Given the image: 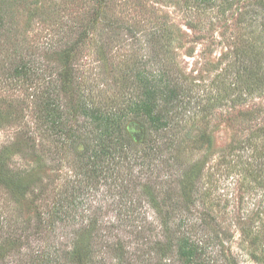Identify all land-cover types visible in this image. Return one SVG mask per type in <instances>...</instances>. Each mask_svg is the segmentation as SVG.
I'll return each mask as SVG.
<instances>
[{"label": "rangeland", "instance_id": "374dc122", "mask_svg": "<svg viewBox=\"0 0 264 264\" xmlns=\"http://www.w3.org/2000/svg\"><path fill=\"white\" fill-rule=\"evenodd\" d=\"M0 2L6 13V30L0 31V156L10 171L33 180L22 194L0 184V238L11 231L20 238L0 264H29L24 254L48 245L68 249L84 232L86 216H94L110 240L122 241L128 257L143 250L131 227L120 225L130 222L122 221L125 209L102 195L101 178L96 193L80 191L74 214L37 230L40 217L50 220L56 194L69 190L94 138H60L42 111L51 102L64 110L70 133L91 132L89 119L74 110L83 103L119 110L139 98L144 75L160 73L172 78L176 93L168 96L167 113L161 110L167 125L155 130L142 117L125 120L135 141L145 140L146 150L161 155L152 175H145L175 193L167 204L179 208L175 224H184L175 229L193 230L192 240L208 244V264H264V0ZM68 48L71 87L62 74ZM129 167L133 175L146 169L131 159L119 171L128 177ZM179 188H188L194 205L181 200ZM132 207L131 220L142 222L143 211L148 220L154 217L144 201ZM104 257L106 264L114 261Z\"/></svg>", "mask_w": 264, "mask_h": 264}, {"label": "trees", "instance_id": "16d2710c", "mask_svg": "<svg viewBox=\"0 0 264 264\" xmlns=\"http://www.w3.org/2000/svg\"><path fill=\"white\" fill-rule=\"evenodd\" d=\"M5 16L4 3L0 2L1 32L6 30V23L3 22ZM71 51L72 48H68L62 52L64 63L62 74L64 84H67L66 87H71V82L74 83L73 78H71L73 73L69 70L70 65L68 63ZM135 74V78L140 80L144 71ZM159 75L157 78H148L144 75V81L137 86L139 98L135 101L129 99V102L125 103V107L121 106L123 108L119 107V110L100 111L86 106L84 103L79 110H74L73 115L80 111L79 113H82V116L89 119L91 132L78 131L77 135L70 133L69 130H66V123L61 117L64 110H60L58 106L51 102L47 103L42 111V115H45L44 121L53 125V128L50 129L58 134L60 138L61 134L64 133H66L68 139L83 138V141H86L90 138V135L94 138L92 141L89 139L87 142L86 152L89 153L87 154V160L85 164L81 165V168L77 169L75 175L71 176L69 190L63 189V191L56 194L55 201L50 208L52 214H50V220L44 222L40 217L37 230L45 232V224L53 226L57 218L60 220V215L74 214L72 211L78 209L79 201H81L78 199L80 191L83 194L89 192V195L91 192L96 193L97 188H99L97 184L100 181L97 178H101L103 180L101 182L105 187L102 195L105 197L112 195L114 197L113 202L120 204L119 206L125 209L123 212L125 219H122V221L130 222L120 223V225L126 224L131 227V234L134 243L137 245L136 247L141 248L143 246V250L138 252L136 258L128 257L122 241L110 240L109 235L101 233L102 224L98 223L94 216H86V219H83L86 223L82 227L84 232L81 231L79 236L73 239L71 247L62 250L48 245L44 249L25 253L26 262H29V264H106L107 261L104 256L107 254L112 256L114 260L111 264H172L176 260L180 264H208L211 260L208 255V244L191 239L190 234L193 230L189 232L179 231V228L175 229L177 226L181 228L184 226L183 221L176 225L173 219L179 208L167 204L175 193L170 191L168 187H162L161 180L157 181L159 178H149L145 175L147 171L152 175L153 170L158 167L155 161L161 158V155L151 150V147L146 150V147L142 145L145 140L135 141V138L125 128V120L130 115L134 119L142 117L155 130L162 129L167 125L165 115L167 112L164 106L169 102L168 96L176 93L170 87L172 78L166 77L165 79L161 76V73ZM161 110L166 113L164 114V111ZM131 159L134 160V164L140 162L141 165H145L146 169H143L141 174L133 175V167H129L130 171L128 177H126L119 169L126 166L127 161ZM168 160L167 158L166 161ZM143 176H146L144 182L141 180L144 178ZM184 176L187 182L184 181L185 185L188 184L189 189H193V179L189 175L184 174ZM31 181L33 180L30 177L23 176L20 171H10L8 167L6 168L5 161L0 156V184L3 187L22 194L29 189ZM133 192L137 193V196L133 197ZM178 194L182 196L181 200L189 201V206L195 204L196 198L189 196L188 188L187 190L179 188ZM127 199L130 200L128 203L130 206H127L126 201H123ZM135 200L144 201L147 204L154 215L151 220L147 219L146 211H143L142 222L138 223L136 220H131L133 219L132 214L136 210L133 207L131 208ZM122 202L123 205H121ZM86 205L89 204L86 202ZM99 208L100 206H96V209ZM18 238L15 237L13 231H11L8 238H0V262H3L7 252H10L16 246L19 242ZM41 239L43 240L44 237H41Z\"/></svg>", "mask_w": 264, "mask_h": 264}]
</instances>
